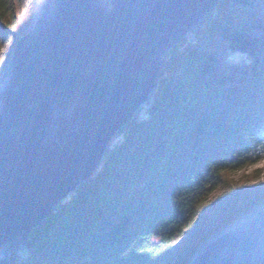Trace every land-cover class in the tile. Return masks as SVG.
<instances>
[{
    "label": "trees",
    "instance_id": "obj_1",
    "mask_svg": "<svg viewBox=\"0 0 264 264\" xmlns=\"http://www.w3.org/2000/svg\"><path fill=\"white\" fill-rule=\"evenodd\" d=\"M14 1L0 0V43L12 34ZM263 157L264 0H218L166 53L148 99L17 262L168 264L224 174Z\"/></svg>",
    "mask_w": 264,
    "mask_h": 264
},
{
    "label": "water",
    "instance_id": "obj_2",
    "mask_svg": "<svg viewBox=\"0 0 264 264\" xmlns=\"http://www.w3.org/2000/svg\"><path fill=\"white\" fill-rule=\"evenodd\" d=\"M218 0H40L0 78V264L101 162ZM190 264H264V208Z\"/></svg>",
    "mask_w": 264,
    "mask_h": 264
},
{
    "label": "rangeland",
    "instance_id": "obj_3",
    "mask_svg": "<svg viewBox=\"0 0 264 264\" xmlns=\"http://www.w3.org/2000/svg\"><path fill=\"white\" fill-rule=\"evenodd\" d=\"M14 2L18 10L9 17L12 34L9 39L0 43V78L10 63L16 43L34 25L40 0H15ZM233 2L229 1L227 6L231 13L237 12L236 7H240ZM234 55L240 56V54ZM255 199H260V204H257L259 206L249 208L247 204L250 205ZM263 208L264 157L224 174L223 179L200 203L191 225L172 246L168 264H190L208 243L254 216ZM230 214V220L226 219ZM23 264L61 263L37 260ZM64 264L89 263L86 260L70 259Z\"/></svg>",
    "mask_w": 264,
    "mask_h": 264
}]
</instances>
